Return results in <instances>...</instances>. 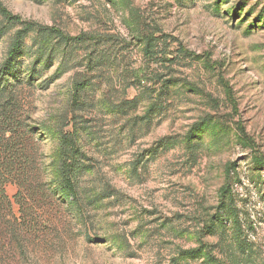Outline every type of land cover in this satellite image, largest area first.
<instances>
[{"label": "rangeland", "instance_id": "1", "mask_svg": "<svg viewBox=\"0 0 264 264\" xmlns=\"http://www.w3.org/2000/svg\"><path fill=\"white\" fill-rule=\"evenodd\" d=\"M0 4L93 38L24 37L22 74H39L20 114L48 154L59 133L76 138L87 213L59 206L52 175L8 183L10 226L35 227L26 246L10 239L0 203V264H264V0ZM24 26L0 14V67ZM199 248L213 258L182 255Z\"/></svg>", "mask_w": 264, "mask_h": 264}, {"label": "trees", "instance_id": "2", "mask_svg": "<svg viewBox=\"0 0 264 264\" xmlns=\"http://www.w3.org/2000/svg\"><path fill=\"white\" fill-rule=\"evenodd\" d=\"M0 14L9 22L25 25L14 35L7 58L0 67V203L3 209L1 216L9 223L5 225L3 233L11 234L10 239H14V241L20 236L21 245L26 246L27 239L35 227L33 226L34 220L33 223L31 220L28 222L24 220L19 234L20 221L14 214V202L7 194V184L18 183L21 179L33 175H45L49 178L53 176L48 189L54 197H57L59 206L69 214L79 213L82 216L87 213V205L82 195L81 179L83 168L88 165L84 162L85 153L76 138L70 133H59V142L54 154H48L44 148V136L39 134L37 137L41 128L30 126L28 124L29 117L25 118L23 113L20 114L24 110L23 100L19 93L20 87L25 84L33 85L34 77L39 74L36 68L31 67L30 64L25 71L29 73V76L25 77L22 74L21 56L24 54V37L36 29L39 33L47 36L54 34L65 43L84 42L93 38L85 35L71 36L57 27H42L32 22H26L1 4ZM140 33L142 32L140 31ZM147 37V44L144 48L146 54L158 58V43H152L153 36ZM48 66L49 63H46L45 68ZM134 75L139 79L146 76L141 70H136ZM82 86L83 83L78 84L76 93ZM259 165H264V160L263 162L261 160ZM17 197H20V204L25 209V199L21 198L19 194ZM13 219L18 223V226H10ZM6 237L8 238L7 235ZM197 253H200L198 256H206L209 261L213 258L209 252H204L200 248L182 251V255L187 258H194ZM214 262L223 264L216 260Z\"/></svg>", "mask_w": 264, "mask_h": 264}]
</instances>
